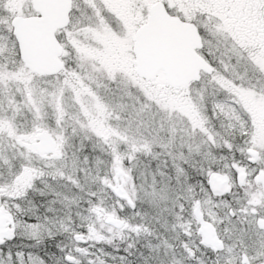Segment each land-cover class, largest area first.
I'll return each instance as SVG.
<instances>
[{"label":"snow or ice","instance_id":"6c2138e0","mask_svg":"<svg viewBox=\"0 0 264 264\" xmlns=\"http://www.w3.org/2000/svg\"><path fill=\"white\" fill-rule=\"evenodd\" d=\"M0 264H264V0H0Z\"/></svg>","mask_w":264,"mask_h":264}]
</instances>
